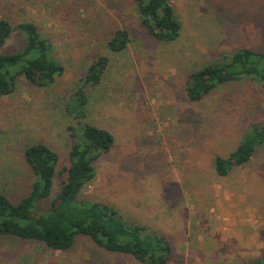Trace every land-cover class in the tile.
<instances>
[{"label": "rangeland", "instance_id": "obj_1", "mask_svg": "<svg viewBox=\"0 0 264 264\" xmlns=\"http://www.w3.org/2000/svg\"><path fill=\"white\" fill-rule=\"evenodd\" d=\"M182 25L176 43L150 38L130 0H34L27 4L64 67L50 88L20 79L0 97V192L17 203L33 183L24 150L45 143L68 165L70 124H90L115 137L96 163L97 177L82 197L115 205L127 218L172 243L168 264H242L264 253V147L227 177L215 156L227 158L251 123L264 122V88L240 80L200 103L184 92L186 77L222 55L243 48L264 51V0H172ZM129 28L127 51L112 54L106 42ZM21 42L10 41L14 52ZM99 55L110 67L89 92L83 118L64 111ZM69 99V97H68ZM56 175V188L63 181ZM82 239L68 253L38 243L0 238V264H138L93 248ZM19 253L20 255H15Z\"/></svg>", "mask_w": 264, "mask_h": 264}, {"label": "trees", "instance_id": "obj_2", "mask_svg": "<svg viewBox=\"0 0 264 264\" xmlns=\"http://www.w3.org/2000/svg\"><path fill=\"white\" fill-rule=\"evenodd\" d=\"M34 0H0V97H10L21 78L39 88H50L56 77L64 73L62 64L53 59L51 44L44 37L27 4ZM135 3L139 24L151 39L176 43L182 25L172 0H130ZM131 30L117 28L105 47L121 54L131 45ZM10 41L21 47L8 52ZM110 67V57L99 55L88 66L75 92L68 94L64 106L67 116L83 118L90 106L89 92L103 82ZM240 80L251 81L264 88V51L243 48L208 61L191 72L184 92L192 103H200L219 88ZM69 97V99H68ZM71 140L68 165L57 172L59 154L45 143L30 144L24 150L27 170L33 183L29 192L17 203L0 192V238L14 242L38 243L46 249L68 253L82 239L91 241L94 249L120 255L138 264H168L172 243L148 226L127 218L115 205L89 200L82 195L97 177L96 163L115 145L108 130L90 124H70ZM264 147V122L251 123L242 139L227 158L215 156L213 165L220 177L247 165L258 149ZM63 181L56 188L55 178ZM15 255H20L19 253ZM242 264H264L261 257Z\"/></svg>", "mask_w": 264, "mask_h": 264}]
</instances>
